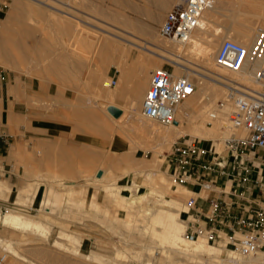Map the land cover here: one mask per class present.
<instances>
[{"label":"rangeland","instance_id":"1","mask_svg":"<svg viewBox=\"0 0 264 264\" xmlns=\"http://www.w3.org/2000/svg\"><path fill=\"white\" fill-rule=\"evenodd\" d=\"M13 1L14 0H0V31H1L2 21L5 20L6 17L9 15V10H10V7L12 6ZM33 1H35V0H33ZM40 1L41 2H39V3L44 5L46 8H38V9H40V11H42L43 14L47 15L46 21H43L42 17L40 18L38 15H30V14H27V12H25V11H21L20 16H19V25H18L20 28L21 34H17L16 32L13 33L11 43L9 44L10 45L9 49L12 52L18 54L17 57L20 59V61L23 62V65L25 64L24 67H26V70L24 72L19 71V70H14V69H11V67L9 65H7V67H8L7 68L6 65L0 64V67H2L3 69L8 71V80L12 78L11 79L12 82L9 84L10 88L12 87L11 84H13V85H15V87L17 89V92H15V96L10 97V102L11 103L17 102V105H19V107L18 108H9V110L14 111L16 113V115H18L19 117H22V119L24 116L25 117L30 116V120H31L32 128L27 129L24 126V124L22 125V123H21L16 128V130L13 129L14 131L13 130L8 131L6 126H8L9 124L7 122H4V126H3V123L0 121V130H4L5 132H7L13 136V138L10 140L11 145H12L11 147L14 148L13 146H15V144H16V148H17V150H19V156L21 155V152H25V150L28 153L33 152L34 154H37V155L40 154L41 156H44L45 152L47 150V146L45 144V141H42L43 143H38L39 140L37 138L38 137L37 134L39 133V129H35V128H37L40 123L47 122L51 119L54 120L55 117L62 120L64 118L65 113L72 114V112L80 109V108H49L51 103L54 104V100H55L56 96L57 97H59V96L55 95L54 93L52 94L53 95L52 97L44 96L43 94L41 96H38L39 88L36 86L39 83L47 84V86L49 84H51L53 86V89L51 92H53V90L56 87H57L58 92H60V93L64 92V85H65L66 81H64L62 79L61 80L57 79V75L60 74V72L59 71L58 72L57 71H55V72H44L43 70L45 68L47 69L49 67L58 66L59 67L58 69L60 71L64 70L65 66L63 63H65V58H66L65 55H67L69 57L72 56V57H78V58H80V57L85 58L86 57L89 62H93L96 57L104 56L105 53L100 48L102 47L104 40H106L108 37H110L111 39L113 38V40L117 42L115 44L118 47V50L116 51V53L114 55L115 59L117 56H119V57H133V56L141 57L142 56L143 58H147V60L156 59L151 55L150 51H148L144 48H141L139 46L135 47V45H132L129 42H126L123 38L132 40L138 44L141 43V45H144L146 43V41H148V40L150 42L157 41L161 44L167 43V42H168V45L171 44V42L169 40L162 39L158 34V29L162 25L163 21L165 20L166 15L170 9H167L165 11L166 13L165 12L162 13V19L163 20L160 23L155 22L153 20L154 18H156V16L140 17L139 19H140V21L142 20V22L139 21V23H145V20H150L155 24H153V26L152 25H150V26L144 25L143 29H140L141 32H134V30H132L130 28H132V24L136 21V19L131 17V15L129 14L130 13L129 8L127 7L129 0H118V7H117L116 11H114L113 13L102 12L101 14L98 10L92 9L91 7H89L87 4V0H61L63 2L70 3L71 4L70 8H68L69 5H61L60 2L57 3L56 0H40ZM241 1L240 0H231L229 2V5L227 4V8H226L227 10L224 12L225 15L220 16L218 18V21L220 24L225 25V26H229V25H231L229 23H232V24L238 23L240 20H242L244 18L249 17L251 19L252 18L256 19L253 15H260L261 13L262 14L264 13V0L263 1L262 0H260V1L259 0H252V2H251V0H249V1L248 0H241ZM36 2H38V1H36ZM42 2H44V3L48 2L46 4H48L49 6L45 5ZM239 4H240V6H239ZM53 5H54V7L56 6V8H54ZM241 5H242V8H241ZM253 7H255V8L258 7V8L255 9ZM34 8L37 9L36 6H34ZM76 8H77V10H76ZM78 8L80 9V11ZM57 9H59V10H57ZM245 9H246V11H245ZM60 10H62V12ZM66 12H68L71 15H74V17L69 18V16H66L68 14ZM61 13H63V14H61ZM251 19H249V20H251ZM41 20H42V22H40ZM228 21H230V22H228ZM70 24H75L76 27L80 28L79 31L83 33L82 38L81 37H79V38L74 37V39L71 40V36L69 34L67 36L64 35L69 30ZM113 25H114V27H113ZM115 26H117V27H115ZM27 29L31 30L30 40L25 39L26 36H24L25 31ZM104 30H105V32H104ZM107 30L112 31L113 33H115V34H117L123 38H119V37H116L113 35L111 36V35L107 34ZM150 30H153L152 35L150 33H148V31H150ZM23 32H24V34H23ZM141 38L143 40H141ZM80 40H82L84 42L85 48L84 47L81 48V46L78 48L76 47L77 41L80 42ZM219 40L220 39H218V41H217V48L214 50V53L212 55V63L213 64H214L213 61H215L214 58L216 57L220 46L225 41V39L224 40L222 39L220 41ZM254 40H255V36L253 37L252 41H250L248 43H250V45H251L254 42ZM213 56H215V57H213ZM192 60L196 61L200 64V59L198 60V58H196V59L194 58ZM156 61H157V63L162 65V67L166 66V67H170L171 69H173L174 74H175L176 69L172 64H170L166 61H161L159 59H156ZM121 62H123V61H121ZM111 63H113V62H111ZM198 63H196V64H198ZM91 67H94V65L93 64L90 65V69H91ZM96 67L99 69L102 66L98 65ZM110 67H112V65H110ZM115 67H117L119 70H121L122 68H126V67H138V66L128 65V64H125V62H124V64H118V65L116 64ZM160 67L158 65L154 64L152 66L151 70L154 71L156 68H160ZM107 68H109V64H108ZM107 68H106V70H107ZM220 69L224 72V74L227 75V77H229V76L235 77L237 75H240V74L233 75V74H231V72L223 70L222 68H220ZM106 70L104 69L103 71H100L101 85L98 88V92H93L91 89L89 91H86V96L90 100L89 105H91V106L94 105V107H95V108H91V109L93 111L96 110L95 112L97 113V116L101 119L100 124L104 125L105 128H103L102 130H99L96 138L90 137L88 139L86 137L88 145H86L85 147L88 150L83 149L81 151H83L85 153V154H83V156L88 158L86 161H83V167L88 168L89 169L88 171H91L90 173L91 174L93 173L92 175L95 177H98V175L96 174L97 173L96 171H101L102 175L105 174V171H108L109 179L112 178L111 180H113V181H111V180L110 181L108 180V181L110 184L111 183L116 184L115 186L113 185L114 189L116 190V188L118 189V184L125 185L121 182L122 181L121 179H123V177L127 173V171L132 170L131 166L129 167V165L124 164V162L122 160V156L124 154L131 153V154L135 155L137 157V159L140 158L142 160L144 159V161H148L150 157L152 158V156H154V153H152V150L156 147L158 141L151 134H149L147 132V130H145V131H142V130L138 131L137 130L138 132H136V130L134 131L133 130L134 128H132V126H130L131 122H130V115L128 114L129 110H128V108H126L129 106L127 103V101H128L127 99L126 100L123 99L120 101L117 99V101H113L109 98L107 99V98L103 97V95H105V92H104L102 85L105 83V81H109L112 78H114L118 81V74H116L117 71L115 73H113L111 71L109 73V75H107ZM185 73L186 72H182V74H180L178 76H187L188 77L187 73L186 74ZM46 76H51L52 78L50 80L46 81L44 79ZM148 76H149L148 82H149V89H150L151 74L149 73ZM190 78L192 79V81L196 85L199 84L201 81L200 78H198L194 75H192ZM95 84H96L95 86H97V84H99V82L96 81ZM249 84L252 85L253 83L251 82ZM119 85H120V83H117V85L115 87H112V88H117ZM26 92H28V93H26ZM41 92L44 93L43 90ZM226 92H225V96L228 94V92L227 93ZM79 96H80L79 92H77L76 96H74V102L76 101L77 97L79 98ZM145 97H146V95L144 96V98L142 100V105H143V101H144ZM223 98H225V97L219 98L216 101V104L215 103L212 104V106L210 107L211 108L210 111L214 110L217 107L218 103H220L221 101H224L225 99H223ZM57 99H59V98H57ZM121 101H123V102L126 101V102L121 103ZM113 103H116L115 105H117V106L119 105V107L122 108L121 110L123 111V113H122V116H120V118L116 119L108 111V108L110 107L109 105L113 104ZM229 104H231V108L228 109L229 110L228 113H230L232 111L233 102H230ZM142 105H141V108H142ZM5 109H7V108H5ZM124 111H125V114H124ZM209 112L206 115H204V117L202 118L201 121H202V123H205V125L207 127L214 128V126L216 125V122L211 120V118L208 115ZM2 113H4V108H2ZM226 117L228 118V115H226ZM227 118H226V120H227ZM145 120H146L145 123L150 122V123H153L157 126H160L159 127L160 129H165V128L169 127V126H162L160 124L151 122L148 119H145ZM209 122L211 124H208ZM3 127H5V128L3 129ZM224 130H226V128ZM229 130H230V132H229ZM11 131H13V132H11ZM142 132H144V135L141 134ZM72 133H73L72 137H74V139H80L81 138L79 132L73 131ZM234 133H236L234 130L228 128V130H226V135L221 133L220 134L221 137L219 136L218 138L210 139V142L201 140L200 138L194 137L192 135H187V136H183L180 138L172 139V141L168 142L166 147H164L162 149V153L158 155V160L161 163L160 169H161V174H163V176H162L163 179H165L166 181H169L170 183H172L174 185L180 186L179 191L183 194L182 198L180 199L178 204H180L179 206H181L180 212H182L185 216L182 220L183 222L186 223L185 230L188 227V221H189V218L187 215L186 203L189 200V198L191 196H193V193H191L188 190V188L187 189L183 188L184 186L176 184L172 180V177L170 176V173H169V165L166 161L167 153L171 150L174 143H176L178 140L198 141L202 145H205L208 148H211L210 146L214 145L216 147L215 156L217 157V156H219V154H221L224 151V140L230 138ZM140 134L143 137H140ZM241 135H243V134L239 133V136H241ZM141 138H143V139H141ZM93 141H96V143L98 145L97 146L93 145L92 144ZM128 145L131 146V148ZM134 147H136L137 150H133ZM128 148H130V149H128ZM138 148L140 150H138ZM15 150L16 149H14V151ZM5 151L7 152L8 150L5 149ZM151 154H152V156H151ZM10 157H12V156L8 155V156L4 157V159L7 160V166L6 167L4 166V172H5L4 182L0 183V199H4L3 200L4 206L1 204V201H0L1 212L5 213L8 211V209H13L15 211H19L21 213L32 216L34 218L37 216L39 217V215H40V217H42L43 223H47V222L49 223L50 222L51 225L49 224V226H52L53 224L54 225L51 229V233H50L51 235L49 236L48 241H44V240H36L35 236L29 234L30 232H25L23 230L14 229V228L8 229L6 227H3L1 225L2 223H0V236L3 240L2 242H0V256L4 255L5 246H6L8 240H12L15 243V248L17 246H19V250H18V247L16 248V250L19 253L21 251L20 254H23V255H28L30 252H32L31 248L32 249H33V247L37 248L38 245H39V247L44 248L47 253H49V252L51 253V250H53L52 245L55 241V238L58 236V233L61 230L60 228L63 226V228L65 227L66 229H69L68 231L73 233L74 235L81 236L83 238L82 242L84 244H87V242H89L91 248L99 251V253H102L108 257H111V256L112 257H118L119 259H121V261L124 260V262H126L128 264H146L144 257L142 258L143 261L142 260L138 261L137 258H132L134 256V253L136 252L135 249L132 250L133 252L132 251L127 252L125 254H122V253L118 254V250H117L118 249L117 245L119 247L122 244H121V240H120V236H121L120 232H119V230L117 232L116 229L124 227V222L133 221L135 219V217H136L135 216V212H136L135 209L138 207V203H136V204L132 203L133 204L132 205L131 204L132 200L129 199L128 203L126 204L128 206L123 205V203L120 200L114 199L112 197L110 190L113 189V187L110 189L109 188L105 189L103 187V185H102V188H99V186L96 187L97 181L96 180L95 181L94 180H87V178L85 176H79V177L78 176L60 177V176H52V175L50 176V175H48V171L45 172L46 174L43 171H39V166L37 164H33L34 166L37 165L35 167L36 169L34 171H36L35 174H39V175H35L33 178V182H29L30 183L29 185H32V188H30L29 190H27L25 192V200L18 201V197H19L18 194L20 193V190L18 187L20 186V184L18 187L15 188L16 193L13 195V193H14L13 192L14 188H13L10 195H9L10 198L6 199V196L4 194V190H5L4 184L7 183L8 181H10L12 179V177L14 179H17L21 183L23 181L22 177L24 176V166L18 161V159H16V160L10 159ZM151 158H150V160H151ZM75 163L78 164L79 162H75ZM123 164L125 165V167H122V166H124ZM47 165H48V162L46 161V164L44 166L42 165L41 168H49V166H47ZM128 175H129L128 176V178H129L128 183H129V185H131V191L123 190L121 192L122 194L127 195L128 197L130 196L131 199L139 198V196L142 193L145 194L146 192H149L150 194H153L156 196H160L159 193H157L156 191H153L152 189H150L149 186L147 187L144 184V178L136 177L135 174L132 172H129ZM69 178H72V179H69ZM34 180H35V182H34ZM29 181H30V178H29ZM135 181H136V183H135ZM64 183L69 184V186L68 185L64 186ZM109 183H107L106 185H108ZM82 184H83V187H82ZM37 186H38V188H37ZM152 187H154V188L159 187V183H157V182L153 183ZM78 188H80V190H82V191L75 192ZM184 189H186V190H184ZM66 190L69 193L64 194L63 192H65ZM73 190H75V191H73ZM92 190H95V192L91 193ZM88 191L90 192L89 194H87ZM97 191H98V193H97ZM224 191H226L228 193L230 191V186H227L226 188H224ZM59 192H62V194H59ZM214 195L215 194H213V193L209 194L208 192L202 194L203 199L204 198L206 199L208 196L214 197ZM66 199H69V201ZM71 199H72V201L70 202ZM91 200H92V202H91ZM23 201L25 202V204H23ZM48 201H50L51 203ZM201 201L203 202V200H201ZM120 202L122 203L123 206L121 205ZM31 203L35 204L33 209L29 207ZM71 203L72 204H80L81 206L82 205L85 206V207H81L79 210V211H81V213H80L81 215H79V211H77V208L73 207L71 210L70 208L66 207L67 205H69ZM90 203H93L95 206V207L91 206L92 210L89 207ZM95 203H96V205H95ZM204 203L207 204V202H204ZM18 204H20L21 206H19ZM46 205L51 206V208H50L51 211L48 213H45L46 211L43 210L44 209L43 206H46ZM94 208H96V210L98 209L96 212V214H98L97 217H94L88 213L89 211L93 212ZM73 209H75V210H73ZM68 211H70V212H68ZM73 211H75L74 212V213H76L75 215L72 213ZM86 212H87V214H86ZM66 213L68 215H66ZM100 221H102L101 224H100ZM103 221H105V223ZM97 226H99V227H97ZM115 227H117V228H115ZM30 236L34 237V240H31L28 242L27 240H28V237H30ZM190 240H196L197 241L198 239H190ZM200 240L204 241L205 243H207L210 246H213L214 249H223V247L216 246L215 244L207 241L206 239L202 238ZM114 243L116 244V246ZM112 244H114V245H112ZM31 245H33V246H31ZM24 247L27 250L24 251L23 250ZM130 253H131V255L133 254V256L129 257ZM30 255H31V253H30ZM8 260L10 263L31 264V263H25L20 258L15 257V256L14 257L9 256ZM31 260L37 264H47V262H45V261L42 262V260L36 259L34 257H32ZM36 260L37 261L39 260V261L37 262ZM163 264H165V263H163ZM166 264H173V263L167 262Z\"/></svg>","mask_w":264,"mask_h":264},{"label":"bare ground","instance_id":"2","mask_svg":"<svg viewBox=\"0 0 264 264\" xmlns=\"http://www.w3.org/2000/svg\"><path fill=\"white\" fill-rule=\"evenodd\" d=\"M30 1L35 2L37 4H40L39 2H41L40 0H35V1L30 0ZM36 1H38V2H36ZM56 1H57V3L60 2L61 5H69V7L68 6L67 7L70 8V5H71L70 3L63 2L61 0H56ZM173 1H175V0H173ZM230 1L231 0H216L215 6L212 9L206 11V13L202 19V22L200 24V27L194 31V33L191 37V40L189 42H187L186 44H181V43H176V42L170 41L171 44L168 45V42L161 44L157 41L150 42L148 40V41H146V43L144 42L145 43L144 45H141V43L138 44L132 40L125 39V38L120 37L119 35L113 33L112 31L107 30V34H109L111 36L113 35V36H116L119 38H123L126 42H129L130 44L135 45V47L139 46L141 48H144V49L150 51L151 55L154 58L159 59L161 61H166V62L172 64L176 69L175 70L176 76L182 74V72H186L188 75V78L191 81H192V79L190 77L192 75L200 78V80H201L200 83L196 85L195 93L189 99L180 103L178 105V107L176 108V112H175L176 123L170 125L168 128L160 129L159 128L160 126H157L153 123H150L149 121H148L149 123H145L146 118L143 116L142 108H141L142 100H143L145 94L142 95L141 86H145L146 84H148L149 76H148V73L146 74L147 69L145 70V67H149L150 65L153 66L154 64L158 65L159 67L160 66L162 67V65L157 63L156 59H152V60L150 59V60H148L149 65L146 64V65L140 66L141 71L135 77L136 83H134L132 85L133 87H132L131 92L129 94L127 93L128 94L127 103L129 106L126 108H128V110H129L128 114L130 115V122H131L130 126H132V128H134L133 130L134 131L136 130V132H138L140 130H142V131L147 130V132L149 134H151L154 138L157 139L158 143H157L156 147L152 150V153H154V156H152V154H151V156H152V158L150 157L151 160L149 158L148 161H144V159L143 160L140 158L137 159V157L131 153L124 154L122 156V160H123L125 165H129V167L131 166L132 170L127 171V173L124 175L123 179H121L122 181L120 180L125 185L118 184V189L116 188V190L113 187V185L115 186L116 184L115 183H113V184L109 183V181L112 178L109 179L108 171H105V174H103L99 178L93 176L92 175L93 173L92 174L90 173L91 171H88V172L84 171L85 174L84 173H83L84 175L82 174V176H85L87 178V180H94V181L96 180L97 181L96 187L99 186V188H102V185L105 189H108V188L110 189L113 187V189L110 190L112 197L114 199L120 200L123 203V205H126L128 203L129 199L132 200L131 204L132 203H134V204L138 203V207L135 209L136 210V212H135L136 217L134 216L135 219L133 221L124 222V227H121V228L115 227V228H117L116 229L117 232L119 230L120 235H121L120 240H121L122 245H120L119 247L117 245L118 254L119 253L125 254V253L131 252L133 249H135V251H136L134 253L135 257L133 256V254L131 255V253H130L129 257L133 256L132 258H137L138 261L142 260V258L144 257L146 264H163V263L166 264L167 262L168 263L172 262L173 264H263L260 254H254L251 256H247V257H241L238 255L235 256L229 251L228 248L214 249L213 246H210L207 243H205L204 241L200 240L202 238H199L197 241L187 239L185 237V231H186L185 225H186V223L182 221L185 216L182 212H180L181 206H179L180 204H178V202L182 198L183 194L179 191L180 186L174 185V184L170 183L169 181H166L165 179H163V177H162L163 174H161V169H160L161 163L158 160V155L162 153V149L164 147H166L167 143L172 141V139L180 138V137L187 136V135H192L194 137L200 138L201 140L210 142V139L218 138L221 133L226 135V130H228L229 124H230L229 123L230 113H228V111H229L228 109L231 108V104H229L231 102V100L228 99L231 90L229 89L228 85H226V84H230L229 81H234V82L241 81V82L246 83V84H249L251 82L253 83V79H252L251 75L240 74V75H237L235 77H230V76L227 77V75L224 74V72L219 68V66L215 63V61H213L214 64L212 63V55L214 53V50L217 48L218 39H220V40L229 39V40H233L239 44H242L245 46H250V43H248V42L252 41L254 36L256 37V33H257L259 28L264 27L263 26L264 25V13L263 14L261 13L260 15H253L256 19H254V18L251 19L249 17L244 18L242 20L239 19L240 21L238 23H233V24L229 23V24H231L229 26H225V25L220 24L218 21V18L220 16L225 15L224 12L227 10L226 9L227 4L229 5ZM164 2H165V0H164ZM251 2H252V0H251ZM42 3H44V2H42ZM46 3H48V2H46ZM46 3H44V4L48 5ZM167 3H165V4H167ZM169 3L171 4V2H169ZM154 4H156V3H154ZM239 6H240V4H239ZM53 7H54V5H53ZM162 7H163V5H162ZM165 7H167V6H165ZM54 8H56V6ZM168 8L170 9V7H168ZM168 8H166V9H168ZM241 8H242V5H241ZM253 8H255V7H253ZM256 8H258V7H256ZM57 10H59V9H57ZM76 10H77V8H76ZM60 11L62 12V10H60ZM79 11H80V9H79ZM245 11H246V9H245ZM66 13H68V12H66ZM61 14H63V13H61ZM66 16H69V18L74 17V15H71L69 13ZM15 18H16V15H15V12L12 8L8 17L2 21L1 31H0V64L6 65V67H7V65H9L11 67V69L24 72L26 70V67H24L25 64L23 65V62L20 61V59L17 57L18 54L12 52L10 49L8 50L7 46L10 48V45L6 43V34H5L6 26L8 27V25L10 26V25L14 24ZM249 19H251V20H249ZM153 20L155 22L160 23L163 20L162 19V13L159 12V14L156 15V18H154ZM228 22H230V21H228ZM113 27H114V25H113ZM115 27H117V26H115ZM104 32H105V30H104ZM148 33H150L152 35L153 30L148 31ZM141 40H143V39L141 38ZM115 43H117V42L114 41L113 38L111 39L110 37H108L106 40H104V43L102 44V47L100 48L105 53L104 54L105 65L103 66V69H105V70H106L108 64H110L111 62H113L115 60L114 55H115L116 51L118 50V47L116 46ZM213 57H215V56H213ZM191 58L192 59L198 58V60L200 59V64L196 61H193ZM196 63H198V64H196ZM256 68H257V66H254L253 69L255 70ZM136 74H137V72H136ZM231 74L236 75L237 73H231ZM100 77H101V75H100ZM122 79H123V77H122ZM124 83H126V82H124ZM100 85H101V82L99 81V86ZM129 85H130V82H129L127 88L129 87ZM102 87H103L104 92H105V95H103V97H105L107 99L109 98L113 101H117V99L119 101L123 100L126 97L125 95H127L125 93L123 86H122V81H120V85L117 88H112L109 86L106 87L105 83L102 85ZM226 91L228 92V94L225 96ZM26 93H28V92H26ZM234 94L237 95L236 93H234ZM222 97H225L223 99H226V101L228 103L225 105L224 109H222L218 113L217 119L214 120V122H216V125L214 126V128H209L205 125V123H202L201 120L204 117V115H206L210 111V109H211L210 107L212 106V104H214V103L216 104V101ZM115 104L116 103H113V104H110L109 106H116L117 108L122 109L121 107H119V105L117 106ZM80 107H82V106H80ZM0 111L2 112V108H0ZM212 111L209 112V114H208L209 116H210V113ZM74 112H72V113L74 114ZM124 114H125V111H124ZM89 115L92 117V113H90ZM226 115H228V118L226 117ZM75 117H76V115L73 118L74 120H75ZM226 118H227V120H226ZM69 119H71V118H69ZM79 119L77 118L78 122H80ZM94 119H96V118H94ZM7 121H8L7 123L9 124L8 126L10 127V130H13V129L16 130V128L21 123H22V125L24 124V126L27 129L32 128L30 116H28V117L24 116L22 119V117H19L18 115L14 114L13 112H10V116H9V119H7ZM97 121H99V120H97ZM86 126H87L88 132L93 131L95 128L96 129L98 128L97 129L98 131L105 128L104 125L100 124V121L98 124H96V123L94 124L93 120L88 121ZM83 127H84V125H83ZM225 128H226V130H224ZM84 129H85V127H84ZM13 131H11V132H13ZM229 132H230V130H229ZM141 134L144 135V132H142ZM141 134H140V137H143V136H141ZM238 135H239V133H238ZM141 139H143V138H141ZM129 147L131 148V146H129ZM130 148H128V149H130ZM133 150H137V148L134 147ZM138 150H140V149L138 148ZM46 157H48V156H46ZM38 158H39V156L37 154H34L33 152L28 153L26 150H25V152H21L20 156L19 155L17 156L18 161L24 166V176L22 178H23V181L25 182L24 186L22 188H20V193L18 194V196H19L18 201L25 200V192L27 190H29L30 188H32V185H29L30 184L29 182H33V178L35 175H39V174H35L36 171H34V170L36 168L33 164H37V163L39 164L41 162L42 163L41 165H43L44 163H46L44 160L39 161ZM125 165L122 167H125ZM50 169H51V167H50ZM81 170H83V169H81ZM76 171H77V169H76ZM129 172L134 173L136 177L144 178V184L147 187L149 186L150 189H152L153 191H156L157 193H159L160 196H156V195L150 194L149 192H146L145 194L142 193L139 196V198L131 199L130 196L128 197L127 195L122 194L121 192L123 190L131 191V185H129V183H128L129 182V178H128ZM262 172H264V169H262ZM29 178H30V181H29ZM69 179H72V178H69ZM111 181H113V180H111ZM34 182H35V180H34ZM106 182L109 183L110 185L109 184L106 185L107 184ZM155 182L159 183V187H156V188L152 187V184ZM135 183H136V181H135ZM5 184H4V189H5L4 194L6 196V199L7 198L9 199L10 198L9 195H10L12 190L10 187L6 186ZM65 185L69 186V184H67V183L66 184L64 183V186ZM82 187H83V184H82ZM37 188H38V186H37ZM183 188H186V187H183ZM186 189H184V190H186ZM73 191H75V190H73ZM66 200L69 201V199H66ZM71 201H72V199L70 200V202ZM48 202H50V201H48ZM91 202H92V200H91ZM93 203H90V205H89L91 210H92V207L94 206ZM122 203H121V205H122ZM23 204H25L24 201H23ZM18 205L21 206L20 204H18ZM95 205H96V203H95ZM34 206H35V204L31 203L29 207L33 209ZM126 206H128V205H126ZM66 207L70 208L71 210L74 207V208H77V211H79L81 207H85V206H83V205L81 206L80 204H72L71 203V204L67 205ZM43 208H44L43 210L46 211L45 213H48L51 211V209H50L51 206H49V205L43 206ZM73 210H75V209H73ZM97 210H96V208H94L93 212L89 211L88 213L94 217H97V215H98V214H96ZM68 212H70V211H68ZM74 212L75 211H73L72 213L75 215L76 213H74ZM80 213H81V211H79V215H81ZM86 214H87V212H86ZM66 215H68V214L66 213ZM103 222L105 223V221H103ZM0 223H2L1 225L3 227H6L8 229L14 228V229L23 230L25 232H30L29 234L35 236L36 240H44V241H48L49 236L51 235L50 234L51 229L54 225L53 224L52 226H49L50 222L49 223L48 222L43 223L42 217H40V215H39V217L37 216L34 218L32 216L26 215V214L21 213L19 211H15L13 209H8V211L5 213L1 212V210H0ZM101 223H102V221H100V224ZM97 227H99V226H97ZM60 229L61 230L58 233V236L55 238V241L52 245L53 250H51V253L50 252L47 253L44 248H41L38 245L37 248H34V247H33V249L31 248V250H32V252H30L31 255H30V253L28 255H23V254H20L21 251L19 253L16 250L17 247L19 250V246H17L15 248V243L12 240H8L7 244L5 246L4 255H6L7 257H9V256L14 257L15 256V257L20 258L25 263H31V264H37L31 260L32 257L39 259V260H42V262L45 261V262H47V264H128V263L124 262V260L121 261V259H119L118 257H112V256L108 257L102 253H99V251L92 249L89 242H87V244H84L82 242L83 238L81 236H77V235H74L73 233L69 232L68 231L69 229H66L65 227L63 228V226ZM30 237H28V240H27L28 242L31 240H34V237H31V238ZM2 241L3 240L0 236V242H2ZM114 244H112V245H114ZM31 246H33V245H31ZM115 246H116V244H115ZM23 250L25 251L27 249H25V247H24Z\"/></svg>","mask_w":264,"mask_h":264},{"label":"built area","instance_id":"3","mask_svg":"<svg viewBox=\"0 0 264 264\" xmlns=\"http://www.w3.org/2000/svg\"><path fill=\"white\" fill-rule=\"evenodd\" d=\"M216 0H177L158 29L162 39L186 44L200 27L206 11ZM215 63L231 73L251 75L253 84L229 81V100L233 108L229 128L234 130L224 140V151L215 156L216 147L207 149L198 141L178 140L166 155L172 180L181 186L197 188L186 203L189 218L187 239L204 238L228 248L235 256L260 254L264 264V27L259 28L250 46L225 40ZM254 66L257 68L254 70ZM8 83V71L0 67V84ZM118 81H106L115 87ZM196 91V84L187 76H175L170 67L156 68L151 73V86L143 101V116L162 126L176 122L178 105ZM236 93L237 95H235ZM226 99L210 113L216 120ZM208 124H211L210 122ZM238 133L243 135L239 136ZM12 135L0 130V148L11 147ZM218 150V149H217ZM3 152L0 151V183L4 179ZM214 177L225 178L226 185H216ZM230 184V191H224ZM215 194L203 199V193ZM231 196L233 200H225ZM207 202L205 211L200 202ZM3 201V199H0ZM0 264L10 263L6 255Z\"/></svg>","mask_w":264,"mask_h":264},{"label":"crops","instance_id":"4","mask_svg":"<svg viewBox=\"0 0 264 264\" xmlns=\"http://www.w3.org/2000/svg\"><path fill=\"white\" fill-rule=\"evenodd\" d=\"M172 1L171 0H165V2H164V0H145V1L144 0H129V2L127 4L128 5L127 7L129 8V12H130L129 14L131 15V17L136 19V21H135L136 23L134 22L132 24V28H130V29L134 30V32H141L140 29H143L144 25H146V26L152 25L153 26L154 23L150 20H145V23H139V21H140L139 18L144 17V16L153 17V16H156L159 12L164 13L167 10L166 8L170 7V9H171L174 6L176 0L173 1L174 3ZM153 2L156 4H154ZM169 2H171V4ZM165 3H167V4H165ZM87 4L92 9L98 10L100 12V14L102 12L113 13L114 11L117 10L118 0H87ZM162 5H163V7H162ZM34 6H36L37 9L34 8ZM165 6H167V7H165ZM12 8L15 12L16 18H15V24H12L10 26L8 25V27L6 26L5 34H6V43L7 44L11 43L13 33L16 32L17 34H21L20 28L18 26L19 25V16H20L21 11H25V12H27V14H30V15H38L40 18L42 17L43 21H46V19H47V15L43 14L42 11H40V9H38V8H46V7L42 4H37L35 2H31L30 0H14L12 2V6L10 7L9 13L12 10ZM40 22H42V20ZM140 22H142V20ZM79 30H80V28L76 27L75 24H70L69 30L64 35L67 36L69 34L71 36V40L74 39V37H76V38L81 37L82 38L83 33L80 32ZM23 34H24V32H23ZM25 34H24V36H26L25 39L30 40L31 30L27 29L25 31ZM80 46H81V48H83V47L85 48V44L82 40H80V42L77 41L76 47L78 48ZM7 48L9 50L8 46H7ZM65 57H66L65 63H63L65 66L64 70L60 71L58 69V66H56L57 68L49 67V68H47V69L45 68L43 70L44 72H55V70L57 72L58 71L60 72V74L57 75V79H59V80L62 79L64 81H66V83L64 85V92L63 93L58 92L57 87L53 90V92H51L53 89V86L51 84H49L47 86V84L39 83L36 86L39 88L38 96H41L43 94L44 96L52 97L53 93L55 95L59 96V97L56 96V98L54 100V104L51 103L49 108H80V109L74 112V114L76 115L75 120L73 119L75 116L73 113H72L73 115L65 113L64 118L62 120L55 117L54 120L51 119L47 122L40 123L39 126L37 128H35V129H39V133L37 134V136H38L37 138L39 140L38 143H43L42 141H45V144L47 146V150L45 152V155L41 156L39 154L38 160L39 161L44 160L45 162L48 161L49 168H41V166H42L41 162L39 164L37 163V165L39 166V171H43L44 173L48 171V174L50 176L51 175L52 176L53 175L54 176H60V177L82 176V174L83 173L85 174L86 171L88 172L89 169L83 167V161H86L88 158L83 156V154H85V153L81 150H83V149L88 150L85 147L86 145H88L87 144V138L88 139L90 137L96 138L97 134L99 132L97 130L98 128L97 129L95 128L93 131L88 132L86 124L88 123V121H92V120H93L94 124L95 123L98 124L99 121L101 120L97 116V113L91 109V108H95V107L89 105V99L86 96V91H89L91 89L93 92H98L99 84L97 86H95L96 85L95 82L96 81L99 82L101 79L100 78V71L104 70L103 66L105 65V61H104V56L96 57L94 59V61L96 60L95 62L94 61L89 62L86 57L85 58L84 57L78 58V57H72V56L69 57L67 55H65ZM121 61H123V62H121ZM124 62H125V64L132 65V66H138V67H126V68H122L121 70H119L117 67H115L116 64L117 65L118 64H124ZM92 64L94 65V67H91V69H90V65H92ZM146 64L149 65L147 58L138 57V56H133V57H119V56H117L116 59L113 61V63L109 64V68H107V75H109V73L111 71L113 73H115L117 71L116 74H118V83H120V81H122V86L125 90V93L129 94L132 90V87H133L132 85L134 83H136L135 77L141 71L140 66L146 65ZM98 65H100L102 67H100L98 69L96 67ZM110 65H112V67H110ZM151 68H152L151 65L149 67H145V70L147 69L146 74L148 73V75H149V73L151 74L153 72L151 70ZM136 72H137V74H136ZM122 77H123V79H122ZM51 78H52L51 76H46L44 79L46 81H48ZM11 79H9L8 83L4 86L0 84V108L1 107L4 108V113H2L0 111V121L3 123V126H4V122H8L7 119H9L10 112H13L14 114H16L14 111L9 110V108H18L19 107V105H17V102H12V103L10 102V97L15 96V92H17L15 85L11 84L12 85L11 88L9 86V84L12 82ZM124 82H126V83H124ZM129 82H130V85L127 88ZM42 90L44 91V93L41 92ZM141 90H142V95L143 94L147 95V93L149 91V82L145 86H141ZM77 92H79L80 96H79V98L77 97L76 101L74 102V96H76ZM128 94L125 95L126 96L124 98L125 100L128 98ZM57 98H59V99H57ZM125 102L126 101H124V102L121 101V103H125ZM80 106H82V107H80ZM5 108H7V109H5ZM90 112L92 113V117L89 115ZM69 118H71V119H69ZM77 118L78 119L80 118L79 119L80 122L77 121ZM94 118H96V119H94ZM97 120H99V121H97ZM83 125H84L85 129H84ZM4 128L5 127H3V129ZM7 129L10 130V127L9 128L7 127ZM73 131L79 132L81 138L80 139H74V137H72ZM96 141H93L92 144L97 146L98 144L96 143ZM13 147L14 148L10 147L7 152L5 151L6 147L0 148V151L3 152V165L5 167L7 166V160L4 159V157L10 155V156H12V157H10V159L16 160L17 156L19 155V150H17L16 144ZM203 147L208 148L204 145H203ZM14 149H16V150L14 151ZM46 156H48V157H46ZM73 162L74 163L79 162V163L74 164ZM45 164H43V166ZM50 167H51V169H50ZM76 169H77V171H76ZM81 169H83V170H81ZM99 173H102V172L97 171L96 174L99 175ZM97 178H99V177H97ZM214 179L216 181L215 183L217 186L224 187L226 185L225 178L214 177ZM2 182H4V179L1 181V183ZM19 184H20V186H19ZM24 184H25L24 181H22L20 183L17 179H14L12 177V179L10 181H8L5 185L10 187L11 190L14 188V191H13L14 192L13 195H14L16 193L15 188L19 186L18 188L20 190V188H22L24 186ZM228 186H230V184ZM188 190L191 193H193L197 190V188H195L193 186H188ZM80 191H82V190H80V188H79L75 192H80ZM93 192H95V190L91 191V193H93ZM63 193L67 194L69 192L66 190ZM89 193L90 192L88 191L87 194H89ZM97 193H98V191H97ZM59 194H62V192H59ZM224 199L225 200H228V199L233 200L234 198L231 196H228V197L226 196V197H224ZM1 204L4 206V201H1ZM200 206L205 211L208 208V204H205L202 201L200 202Z\"/></svg>","mask_w":264,"mask_h":264},{"label":"water","instance_id":"5","mask_svg":"<svg viewBox=\"0 0 264 264\" xmlns=\"http://www.w3.org/2000/svg\"><path fill=\"white\" fill-rule=\"evenodd\" d=\"M108 111L110 114H112L115 118H120L122 116L123 111L120 108H117L116 106H110L108 108ZM176 123V122H175ZM102 173H99L98 177H101Z\"/></svg>","mask_w":264,"mask_h":264}]
</instances>
